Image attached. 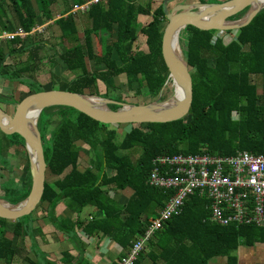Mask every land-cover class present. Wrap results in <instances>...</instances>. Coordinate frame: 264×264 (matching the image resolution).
<instances>
[{
	"label": "trees",
	"instance_id": "trees-1",
	"mask_svg": "<svg viewBox=\"0 0 264 264\" xmlns=\"http://www.w3.org/2000/svg\"><path fill=\"white\" fill-rule=\"evenodd\" d=\"M62 1L66 7L54 18L52 6L59 0H0V33L13 32L16 28L29 33L40 26L39 18L53 21L52 25L59 31L61 49L49 57V62L54 67L58 58L67 71L78 72L61 90L96 95L93 92L97 90V82L105 83L109 90L115 86L107 83L123 75L127 89L138 83L136 92L143 87L147 95L155 98L161 89L170 85L169 72L161 55L163 21H166L162 4L154 9L152 0H106L91 4L85 11L89 26L80 36L75 19L77 12L72 13V9L90 0ZM245 11L231 19L240 18ZM143 17L150 20L140 25ZM215 33L187 26L179 35V45L192 79L187 121L184 118L168 123L130 124L129 131L117 143V133L113 128L108 129L110 125L94 121L72 108L57 106L41 111L37 128L46 173L37 207L47 203L53 211L63 201L74 213L86 207L101 213L100 217L92 216L89 220L68 218L58 224L51 213V222L58 231L74 239H77L75 229L87 237H111L127 252L121 256L124 257L167 200L166 193L146 184L155 156L200 152L232 155L237 151L264 155V9L247 26L235 31L234 39L228 43L218 37L214 39ZM29 37L0 41V79L25 86L28 89L25 96L41 91L33 90L35 84L31 79L41 61L38 55L41 45L25 44ZM139 39H143L145 49L138 48ZM25 52L29 55L26 63L13 68L5 62ZM209 56L213 59L212 65L208 63ZM99 65L104 68H95ZM255 76L261 79L260 94L252 81ZM0 101L8 105L14 103L12 97L1 94ZM109 108L119 107L109 105ZM56 114L58 122L49 130ZM43 115L49 117L45 125L40 124ZM78 142L87 145L94 154L90 166L84 170L78 169ZM134 147H140L142 153L133 162L125 152ZM11 148L23 154L26 165L23 184L6 192L5 201L17 204L30 190L28 157L18 134L0 132V156L5 158L0 161V167L10 165ZM107 170L112 174L108 175ZM46 175L54 180L48 182ZM108 189H130L131 194L125 204L119 205L109 196ZM31 214L13 221L0 218V262L3 264H11L15 256L31 264L30 259L22 255V247L14 241V238L22 241L30 236V222L26 224L24 219H30ZM256 244H264V227L215 224L209 220L207 199L195 194L188 198L179 214L164 222L153 234L133 264H143L146 259L148 264H208L215 257L225 258L226 264H238L234 252L240 246ZM62 259V263L69 264L74 257L64 253ZM75 264H80L79 260Z\"/></svg>",
	"mask_w": 264,
	"mask_h": 264
},
{
	"label": "water",
	"instance_id": "water-1",
	"mask_svg": "<svg viewBox=\"0 0 264 264\" xmlns=\"http://www.w3.org/2000/svg\"><path fill=\"white\" fill-rule=\"evenodd\" d=\"M166 2L167 0L162 3L166 25L162 33L161 55L172 86L177 84L181 89L179 95L174 93L165 102L156 99L144 105H131L96 95L51 89L26 95L14 103L11 113L0 107V132L4 135L18 134L23 139L31 178L29 193L21 202L10 204L0 198L1 219L13 221L28 216L41 201L46 163L37 122L43 109L69 107L105 125L168 123L184 119L192 102V79L179 45L180 32L187 26L216 32L237 31L247 26L264 9V0H224L213 4L180 3L169 11ZM244 10L246 11L240 18L231 19ZM109 105L119 108L112 110ZM33 109L37 111L35 119L28 115Z\"/></svg>",
	"mask_w": 264,
	"mask_h": 264
},
{
	"label": "built area",
	"instance_id": "built-area-1",
	"mask_svg": "<svg viewBox=\"0 0 264 264\" xmlns=\"http://www.w3.org/2000/svg\"><path fill=\"white\" fill-rule=\"evenodd\" d=\"M99 1L90 0L75 6L72 13L85 12ZM29 33L17 28L0 33V41L21 39ZM146 184L167 194L158 215L151 219L143 234L138 236L128 254L118 264H133L140 251L164 222L179 214L190 196L207 199L209 220L220 226L252 225L264 227V155L237 151L232 155L207 152L196 154H161L152 159Z\"/></svg>",
	"mask_w": 264,
	"mask_h": 264
},
{
	"label": "rangeland",
	"instance_id": "rangeland-1",
	"mask_svg": "<svg viewBox=\"0 0 264 264\" xmlns=\"http://www.w3.org/2000/svg\"><path fill=\"white\" fill-rule=\"evenodd\" d=\"M165 0H152V8H156L158 5L162 4ZM224 0H167L166 2V8L169 11L172 7H174L177 4H189V3H219ZM70 3V1H69ZM66 5L62 0H59L57 4L52 6V15L54 18H58L59 14L63 13L64 8ZM11 15V14H10ZM12 17V15H11ZM75 19L78 26V33L81 36L83 29L87 28L89 26V20L87 18V15L85 12H77L75 13ZM150 20V17H143L140 19L139 24L145 25ZM53 21H45L41 18L38 19V24L40 26H43L41 28V32H35L32 35H30L29 38L25 39V44L38 43L41 45V50L38 51V55L41 58V61L37 64V69L33 72V78L32 81L34 82L35 86H33V90L40 89L43 90H61L64 89V84L69 82L75 75H77L78 72H69L67 71L65 65L56 58V64L51 66L49 62V57L54 54L56 50L61 49L59 43V31L56 27L52 25ZM166 21H163V26L165 27ZM17 29V28H16ZM164 29V28H163ZM235 31H231V33L227 32H216L214 35L215 38H221L223 39L224 43H228L232 39H234ZM213 39V40H214ZM95 48L98 50L99 46L97 43H94ZM138 48L145 49L143 39H139L137 43ZM181 48V46H180ZM182 50V48H181ZM29 55L27 52L21 53L18 55H14L12 57H9L6 59V63L9 64L11 67L16 68L20 66L21 64L26 63L28 60ZM114 58H117L114 54ZM27 59V60H26ZM209 65H212L213 59L209 56L208 60ZM91 65V64H90ZM91 68V66H89ZM97 69H103L104 66L99 65L96 66ZM24 77V76H23ZM252 81L257 85L258 92L260 94L261 92V79L259 76L252 77ZM13 82L7 81L5 79H0V94L7 97H12L13 102L17 103L18 100L23 98L25 93L28 91V89L23 85H17L12 84ZM39 84V85H38ZM107 84H114L115 87L107 89V85L105 83L97 82V90L93 93L102 97V98H108L114 97L115 99H118L120 103H126L131 105H144L150 102H154L156 99L159 100V102H165L169 101L174 94V88L172 86V83L170 85L165 86L163 89H161L160 93L157 97L152 98V96L146 94V89L141 88L136 92V89L139 88V84L135 83L132 85V88L127 89L126 86V79L123 75H121L117 79L110 80ZM109 99V98H108ZM13 104H4L0 101V107L7 113H11L13 111ZM233 118L236 119L237 115L234 113ZM59 119V116L56 114L52 117V121L49 125V130H52L55 125L57 124ZM185 120L187 121L188 118L186 117ZM49 117L43 115L40 121L41 125H45L48 123ZM40 125V126H41ZM115 129L117 135H116V142L119 143L124 134L127 133L130 129V125H110L108 129ZM77 148L80 150V159H79V170H84L86 167L90 166L91 162L94 159V154L91 149L87 145L81 144L80 142L76 143ZM11 154L15 155L17 157V161L15 160V156L10 159V165L5 168L2 164L0 167V198L6 200L7 194L6 192L9 189L17 188L21 186L24 181V175L26 174V165L24 164V158H21L23 155L21 153L16 152L15 150L11 149ZM131 160L134 162L139 155L142 153V149L140 147H134L128 151L125 152ZM20 156V157H19ZM5 160L4 157L0 156V161ZM90 162V163H89ZM7 166V165H6ZM5 168V169H4ZM68 171V170H67ZM107 174L111 175L112 172L107 170ZM46 180L48 182H51L54 180L53 177H50L49 175H46ZM130 192V190H128ZM108 194L111 198L116 199L114 196L117 192L114 189H108ZM121 192V191H120ZM8 193V192H7ZM120 194V193H119ZM4 197V198H3ZM121 199L119 202L122 204L124 201ZM33 214V213H32ZM31 214V216H32ZM31 216L29 218H31ZM26 217V216H25ZM28 221L31 222V219H24V223L28 224ZM11 237V236H10ZM31 237V236H30ZM14 241L18 243L19 246L23 247L24 245L28 244V237H25L21 243V240L18 238H14ZM26 248V246H25ZM29 253V252H28ZM234 254L237 256L238 262L240 264H264V244H256L254 247L250 248H239V251L237 250L234 252ZM223 257H215L209 260L208 264H225ZM18 258L15 262V264H29L28 262L23 263ZM149 261L146 259L143 261V264H148ZM0 264H3L0 262Z\"/></svg>",
	"mask_w": 264,
	"mask_h": 264
},
{
	"label": "crops",
	"instance_id": "crops-1",
	"mask_svg": "<svg viewBox=\"0 0 264 264\" xmlns=\"http://www.w3.org/2000/svg\"><path fill=\"white\" fill-rule=\"evenodd\" d=\"M11 155L12 157L15 156L13 154ZM17 157L15 156L16 161ZM21 158L24 157H20V160ZM128 190L130 189L117 192L114 195L116 197L114 201L119 205L125 204L131 194V190L130 192ZM123 198L125 199L121 204L119 201L121 199L123 200ZM51 213L54 218L53 221H55L56 224L68 218H71V221H73L76 218L79 220H89L92 216H101V213L95 211L92 207H86L79 211V213H74L73 210L68 208L67 204L63 201L60 202L53 211L48 207L47 203H43L35 208L30 218L31 237H28L27 245H24L23 241H21V243H23L22 255L27 256L30 259L31 264H65L62 263V255L64 253H68L74 257L69 264H75L77 260H79L80 264H118L119 261L125 257L121 256L127 252L115 243L111 237L100 235L87 237L82 231L76 229L75 232L77 239L63 234L56 229V224L51 222ZM7 235L9 236L10 234L8 233ZM239 248L246 247L240 246ZM239 248L237 249L238 251ZM18 258L21 260L22 257L15 256L12 259L11 264H15ZM222 259H224L226 264L225 258ZM22 262L25 263L26 261L23 260ZM238 264L240 263L238 262Z\"/></svg>",
	"mask_w": 264,
	"mask_h": 264
},
{
	"label": "bare ground",
	"instance_id": "bare-ground-1",
	"mask_svg": "<svg viewBox=\"0 0 264 264\" xmlns=\"http://www.w3.org/2000/svg\"><path fill=\"white\" fill-rule=\"evenodd\" d=\"M173 88L175 90L174 93L176 94V96L179 95L180 92H181L180 87L176 84V85H174ZM28 115L31 117V119H35V118H37V111L33 109V110L30 111V113ZM32 157H33V155H32Z\"/></svg>",
	"mask_w": 264,
	"mask_h": 264
},
{
	"label": "flooded vegetation",
	"instance_id": "flooded-vegetation-1",
	"mask_svg": "<svg viewBox=\"0 0 264 264\" xmlns=\"http://www.w3.org/2000/svg\"><path fill=\"white\" fill-rule=\"evenodd\" d=\"M11 149H13V148H11ZM11 149L9 150V151H11ZM14 150V149H13Z\"/></svg>",
	"mask_w": 264,
	"mask_h": 264
}]
</instances>
